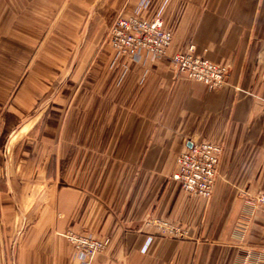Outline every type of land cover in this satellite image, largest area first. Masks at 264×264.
Masks as SVG:
<instances>
[{
    "label": "crops",
    "instance_id": "0c3cea01",
    "mask_svg": "<svg viewBox=\"0 0 264 264\" xmlns=\"http://www.w3.org/2000/svg\"><path fill=\"white\" fill-rule=\"evenodd\" d=\"M141 6L171 34L162 58L108 43ZM191 45L223 87L176 74ZM33 55L57 67H15ZM24 70L66 74L57 115H29V86L12 95ZM0 79V264H78L67 230L108 239L93 264L264 263V216L240 196L264 193V0H0ZM201 141L222 148L209 199L171 179Z\"/></svg>",
    "mask_w": 264,
    "mask_h": 264
},
{
    "label": "built area",
    "instance_id": "2783aa9c",
    "mask_svg": "<svg viewBox=\"0 0 264 264\" xmlns=\"http://www.w3.org/2000/svg\"><path fill=\"white\" fill-rule=\"evenodd\" d=\"M142 6L132 15L119 16L113 21L107 34L108 42L117 55L134 61L142 60L145 55L162 58L170 46L171 34L163 27L159 14L150 20L139 17ZM171 63L177 75L210 89H220L226 83L227 69L196 55L192 45L185 52L172 55ZM221 154L222 148L217 144L207 141L192 143L177 154L171 179L188 195L209 199ZM240 196L249 212H259L264 216V193H241ZM160 225L170 234L178 233L176 228L167 223L162 222ZM64 237L72 247L78 264H93L95 256L108 245V239H94L88 234L66 232Z\"/></svg>",
    "mask_w": 264,
    "mask_h": 264
},
{
    "label": "rangeland",
    "instance_id": "374dc122",
    "mask_svg": "<svg viewBox=\"0 0 264 264\" xmlns=\"http://www.w3.org/2000/svg\"><path fill=\"white\" fill-rule=\"evenodd\" d=\"M13 61L15 67H21V65H23L24 63H26L25 67H27V65L30 63H34V62L37 63L40 61H44L46 63L51 64V67H54L55 65L57 67V56H39V55L14 56ZM7 74H11V73L8 72ZM13 74L18 75V79L14 82L15 84L13 85V88L11 90V93H13L12 95L18 94L19 91L21 92L22 87L29 86V89H26L27 90L26 94H27V98L28 96H30V98L28 99L32 100L33 102L32 106L34 107V109L31 110L29 115H57V85L60 81L65 80L66 74L64 72L60 73L58 79H57V71L29 72L24 70L22 72L19 73L15 72ZM0 82H4V81H0ZM66 232H72L76 235H86L85 231L67 230L61 233V236L64 239H65L64 234Z\"/></svg>",
    "mask_w": 264,
    "mask_h": 264
}]
</instances>
